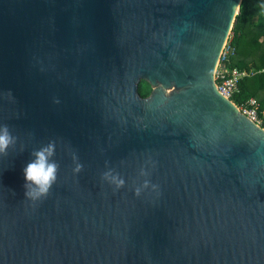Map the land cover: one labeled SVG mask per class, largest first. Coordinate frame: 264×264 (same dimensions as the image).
I'll return each instance as SVG.
<instances>
[{"label":"water","instance_id":"obj_1","mask_svg":"<svg viewBox=\"0 0 264 264\" xmlns=\"http://www.w3.org/2000/svg\"><path fill=\"white\" fill-rule=\"evenodd\" d=\"M240 3L0 0V124L17 137L0 264H264V128L214 80ZM49 141L56 183L26 199Z\"/></svg>","mask_w":264,"mask_h":264},{"label":"trees","instance_id":"obj_2","mask_svg":"<svg viewBox=\"0 0 264 264\" xmlns=\"http://www.w3.org/2000/svg\"><path fill=\"white\" fill-rule=\"evenodd\" d=\"M230 45L234 55L229 66L251 72L240 80L239 92L233 101L240 105L254 98L258 117L264 126V0H241L231 30ZM150 91L146 82L142 81L138 86V93L143 98Z\"/></svg>","mask_w":264,"mask_h":264},{"label":"clouds","instance_id":"obj_3","mask_svg":"<svg viewBox=\"0 0 264 264\" xmlns=\"http://www.w3.org/2000/svg\"><path fill=\"white\" fill-rule=\"evenodd\" d=\"M53 102L59 103V100L57 99ZM16 142L17 137L12 134L10 127L7 124H0V155L6 156L9 148L14 147ZM55 152V141H49L29 154L30 159L22 170L25 181L23 185L25 189L24 196L26 199L36 201L47 197L50 189L56 183L59 163L53 159ZM73 160L74 162L77 161L75 154H73ZM81 169L82 165L76 162L74 172L78 173ZM104 178H111L117 187H121L124 184L123 179H118L115 176L110 177L109 173H105ZM147 183L145 181V186H147ZM138 192L139 189H137Z\"/></svg>","mask_w":264,"mask_h":264},{"label":"built area","instance_id":"obj_4","mask_svg":"<svg viewBox=\"0 0 264 264\" xmlns=\"http://www.w3.org/2000/svg\"><path fill=\"white\" fill-rule=\"evenodd\" d=\"M234 55V49L230 45V39L228 38L216 76L215 83L218 92L225 98L232 101L237 108L247 116L250 120L257 125L262 126V120L257 114V103L254 98H249L245 103L237 105L233 98L239 92L238 84L240 80L249 75L251 72H245L236 68L230 67V59Z\"/></svg>","mask_w":264,"mask_h":264},{"label":"rangeland","instance_id":"obj_5","mask_svg":"<svg viewBox=\"0 0 264 264\" xmlns=\"http://www.w3.org/2000/svg\"><path fill=\"white\" fill-rule=\"evenodd\" d=\"M230 37H231V34H230V36H229V39H230Z\"/></svg>","mask_w":264,"mask_h":264}]
</instances>
